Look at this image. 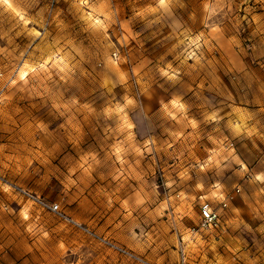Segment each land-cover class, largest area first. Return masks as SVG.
Returning <instances> with one entry per match:
<instances>
[{"label": "rangeland", "instance_id": "1", "mask_svg": "<svg viewBox=\"0 0 264 264\" xmlns=\"http://www.w3.org/2000/svg\"><path fill=\"white\" fill-rule=\"evenodd\" d=\"M87 230L264 264V0H0V264H140Z\"/></svg>", "mask_w": 264, "mask_h": 264}, {"label": "built area", "instance_id": "2", "mask_svg": "<svg viewBox=\"0 0 264 264\" xmlns=\"http://www.w3.org/2000/svg\"><path fill=\"white\" fill-rule=\"evenodd\" d=\"M19 191H20V194H22L23 196L32 199L33 202L37 203L42 208L48 209L50 212L54 213L55 215L63 218L64 220L69 222L72 226H75V227L79 226L72 219H68L67 217H65L60 212L58 205L46 204L42 201H39L36 198H33L28 192H26L24 190H19ZM238 192H239V189H236L235 193H238ZM231 198H232V196H229L228 194L222 193L221 201H220L222 209L227 207ZM219 227H220V214H219V212H217L212 207L211 203H209L208 201H202L199 205V224H198L199 230L200 231H213V230L219 229ZM85 232H87L91 237H93V239H95L100 245L106 247L107 249L111 250L112 252H114V253L122 256V257H125L129 260H132V261L139 262L140 264H150V263H147L146 261H143L142 259L138 258L137 256H135L131 252L127 251L126 249H124L120 246H117L114 243H112L106 239H102V238H100L94 234L92 235L88 230ZM181 264H184V255L182 252H181Z\"/></svg>", "mask_w": 264, "mask_h": 264}, {"label": "crops", "instance_id": "3", "mask_svg": "<svg viewBox=\"0 0 264 264\" xmlns=\"http://www.w3.org/2000/svg\"><path fill=\"white\" fill-rule=\"evenodd\" d=\"M173 246H175V245H171V250H172V251H174V250H173V248H174ZM181 252H182V251H181ZM182 253H183V252H182ZM183 255H184V253H183ZM184 262H185V256H184Z\"/></svg>", "mask_w": 264, "mask_h": 264}, {"label": "snow or ice", "instance_id": "4", "mask_svg": "<svg viewBox=\"0 0 264 264\" xmlns=\"http://www.w3.org/2000/svg\"><path fill=\"white\" fill-rule=\"evenodd\" d=\"M82 2H86V0H82ZM161 3H164V0H161Z\"/></svg>", "mask_w": 264, "mask_h": 264}, {"label": "bare ground", "instance_id": "5", "mask_svg": "<svg viewBox=\"0 0 264 264\" xmlns=\"http://www.w3.org/2000/svg\"><path fill=\"white\" fill-rule=\"evenodd\" d=\"M22 76V75H21Z\"/></svg>", "mask_w": 264, "mask_h": 264}]
</instances>
